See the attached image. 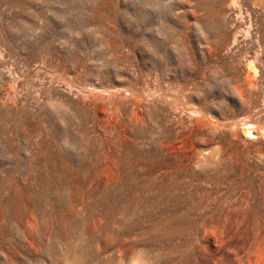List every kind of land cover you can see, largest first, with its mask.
Masks as SVG:
<instances>
[{
	"label": "rangeland",
	"instance_id": "obj_1",
	"mask_svg": "<svg viewBox=\"0 0 264 264\" xmlns=\"http://www.w3.org/2000/svg\"><path fill=\"white\" fill-rule=\"evenodd\" d=\"M0 264H264V0H0Z\"/></svg>",
	"mask_w": 264,
	"mask_h": 264
},
{
	"label": "bare ground",
	"instance_id": "obj_2",
	"mask_svg": "<svg viewBox=\"0 0 264 264\" xmlns=\"http://www.w3.org/2000/svg\"><path fill=\"white\" fill-rule=\"evenodd\" d=\"M248 134L252 136V131H251V130H250V131H248Z\"/></svg>",
	"mask_w": 264,
	"mask_h": 264
}]
</instances>
